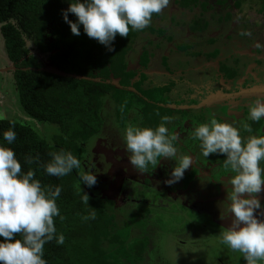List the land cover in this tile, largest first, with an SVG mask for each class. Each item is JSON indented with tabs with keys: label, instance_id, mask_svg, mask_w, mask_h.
Returning a JSON list of instances; mask_svg holds the SVG:
<instances>
[{
	"label": "trees",
	"instance_id": "trees-1",
	"mask_svg": "<svg viewBox=\"0 0 264 264\" xmlns=\"http://www.w3.org/2000/svg\"><path fill=\"white\" fill-rule=\"evenodd\" d=\"M243 1L246 0H177V5L193 12L188 27L194 31L198 27H205V18L219 10H227L228 15L233 14ZM256 1L258 5L255 12L264 16V0L261 3ZM67 7L68 0H0V33L5 53L16 67L9 72L13 76L23 115L21 118L0 120V144L13 150L21 171H33L34 179L39 181L42 188L59 186L61 189L55 200L59 215L53 217V222L56 232L63 235L64 242L58 245L54 238L44 244L43 259L46 264H113L105 256L102 244L105 241L121 243V239L119 234L113 232L117 223L114 215L105 208L108 203L79 187L80 167L58 177L46 174L43 165L50 161L51 153L62 150L71 152L81 160L86 152L84 143L100 132V112L108 94L114 100L115 113L120 120L121 117L124 120L133 98L140 100L143 103L141 127L155 128L163 122L161 117H168V112H172L170 108L145 101L131 91L104 82L113 75L120 77L123 85L131 84L136 71L130 68L127 54L144 31L149 29L156 33L151 19L160 16V13L153 14L145 28H130L127 37L117 34L109 50L87 37L82 27L80 35L71 33L62 18V10ZM68 18L75 20L71 13ZM164 34L165 31L160 29L155 35L160 37ZM164 37L172 39L170 34ZM28 40L36 53L31 52ZM150 43L153 44L154 40ZM37 53L45 55L48 61L64 71L99 77L102 81L65 77L40 70L44 62ZM153 54L152 48L144 53L148 57ZM147 65L145 62V68ZM145 82L147 84L143 89ZM132 86L148 99L168 103L166 96L154 95L147 75L141 74ZM34 120L54 129L50 139L41 133ZM10 127L16 135L9 145L3 140L2 132ZM154 165L149 164L146 169ZM90 213H95L94 218L85 219ZM15 238H20V234H16ZM136 247V253L142 256L143 243L139 242Z\"/></svg>",
	"mask_w": 264,
	"mask_h": 264
},
{
	"label": "clouds",
	"instance_id": "clouds-1",
	"mask_svg": "<svg viewBox=\"0 0 264 264\" xmlns=\"http://www.w3.org/2000/svg\"><path fill=\"white\" fill-rule=\"evenodd\" d=\"M169 0H68L62 10V18L73 35L84 34L111 50V42L118 34L127 37L129 29L145 28L153 14L160 13ZM71 13L75 20H70ZM264 117V100L257 99L248 106V120L253 122ZM0 110V120L6 119ZM155 128L129 124L122 132V143L128 153L129 163L140 171L147 165L157 164V158L175 160L166 184L178 182L184 171L193 164L189 155H179L167 134L165 122ZM249 135L242 140L240 130ZM10 127L2 132L7 144L15 140ZM193 137L199 141L200 155L221 153L224 166L231 172L227 177L226 197L219 204L220 216H230L231 223L219 234L220 243L242 254L245 264L264 261V219H258L262 208L257 194L264 184V135L253 134L250 125L242 122L239 128L229 122L210 118L193 129ZM44 172L52 176H64L80 161L71 152L51 153ZM79 181L88 187L96 183L94 173H81ZM60 187L42 188L34 179V173L21 171V165L10 147L0 144V264H46L43 246L52 241L63 244L64 237L56 232L53 217L59 215L55 200ZM86 197L87 194H85ZM88 199L85 200L87 203ZM223 212V215H221ZM90 213L88 218H94ZM20 234V238H15Z\"/></svg>",
	"mask_w": 264,
	"mask_h": 264
},
{
	"label": "flooded vegetation",
	"instance_id": "flooded-vegetation-1",
	"mask_svg": "<svg viewBox=\"0 0 264 264\" xmlns=\"http://www.w3.org/2000/svg\"><path fill=\"white\" fill-rule=\"evenodd\" d=\"M259 1L261 3L262 0ZM169 3V6L161 10L160 16L151 19L154 31L158 33L160 29H163L165 34L157 37L156 33L151 32L149 29L144 31L141 34L142 37L135 40L133 48L127 54L126 60L130 62V68L133 67L136 71L131 84L123 85L120 83L121 78L113 75H110L109 79H118L123 88L115 87L128 90L129 87H134L132 86L133 81H136L141 74L147 75L150 79L151 88L154 89V95L166 96L165 99L168 103L148 99L135 87L138 92H131L145 101L167 108H170L167 106L170 103L180 104L173 97L181 98L179 97L181 96L179 92L181 89L177 85L183 83V80L196 83L187 85L191 89L189 92L191 97H186L187 101L182 104L195 105L197 102L200 103L209 96H213L215 100L205 106L184 109L170 108L172 112H168L169 120L166 123V128L172 130V143L176 147L177 153L179 155H189L191 158L195 157V163L198 166L205 164L204 169L208 173L207 176L198 174L194 168L189 167L184 171L183 177L178 182L172 183V185H177L176 188L172 187V194L176 192L184 194L183 200L184 203H187L189 209H196V207L202 205L199 210L206 209L209 217L213 219V223L226 228L230 225L231 218L227 216L222 219L219 209L220 202L226 197L225 182L229 176L224 172L221 174L225 157L221 153H210L208 157L201 156L198 147L199 142L193 141L196 140L193 137V129L194 126L207 123L210 118H215L219 122L232 123L238 128L242 122H247L253 134L264 135V117L255 122L248 120L249 104L257 99L264 100V16H259L254 10L258 5V1L246 0L235 8L233 14L228 15L227 10H219L205 18V27H198L191 31L188 27V20L190 21L193 18L190 15L193 12L187 7L178 6L177 0H169ZM168 34L172 35L171 40L165 39V37L162 38ZM151 40H154L153 44L150 43ZM150 48H152L154 54L148 57L144 53H148ZM38 56L42 58L43 55L38 54ZM46 60L43 59L44 64ZM145 62L148 63L147 68L144 66ZM146 84L147 82L142 85L143 89ZM171 94L172 102L169 96ZM110 99L114 102L110 96H107L105 100L109 101ZM132 101V106L128 112L131 115V110L136 108L135 101L140 104L136 109L139 114L140 126L143 121L141 113L143 103L137 98H133ZM257 125H260L259 128H255ZM100 132L94 135V140L98 141L105 138L103 133L99 135ZM240 135L243 140L249 133L241 129ZM106 145L103 144L104 150H100L102 147L99 143L98 148L93 150L97 153L95 160L101 166L112 167L106 169L113 170V172L115 170L116 175H119V172H116L118 170L126 171V165H123L122 162L120 164V156L123 152L119 150L120 147L107 143ZM123 148L125 149V147ZM114 154L117 160L112 162V157L109 155L114 156ZM160 159L157 164L145 169V171L133 168L135 173H140L141 178L139 181L134 175L130 179L115 176L113 181L117 182L118 180L117 184L121 182L117 201L108 196L113 184L104 182L103 177L100 179L102 191H99L103 196L94 193L93 195L104 199L110 205L119 204L121 200L126 203L127 192L129 190L130 193L133 191L132 188H126L128 184H126V181L129 180H136L139 183L144 182L146 185L151 184L152 186L157 181L155 183L157 187L164 189L166 185L164 173L169 172V167H173L175 160L172 159L171 164L164 157ZM163 164L167 166L163 167ZM220 164L223 166L218 169ZM214 174H219V177H222L223 180L216 181L213 177ZM201 180L207 182L203 185L204 189L202 191L200 186L197 187V183ZM192 186H195L196 189L190 190ZM193 191H195V195H193ZM217 191H224V194ZM176 197H172V199L177 200L178 197ZM257 198L260 200L262 208L256 210L254 214L260 213L257 218L264 219V184H262V191L257 194ZM221 215H223V212H221Z\"/></svg>",
	"mask_w": 264,
	"mask_h": 264
},
{
	"label": "rangeland",
	"instance_id": "rangeland-1",
	"mask_svg": "<svg viewBox=\"0 0 264 264\" xmlns=\"http://www.w3.org/2000/svg\"><path fill=\"white\" fill-rule=\"evenodd\" d=\"M27 44L31 52H36L31 41L28 40ZM42 58L46 60L45 55H43ZM12 64L13 63L9 61L5 53L4 42L0 33V96L4 95V102H0V110L5 112L7 118H21L23 115L20 110L18 93L13 76L10 72L6 73L5 70L2 71L3 68L11 66ZM182 82L185 83V85H183V83L177 85V87L180 86L179 89H181L179 91L181 94L179 97L181 98L176 96L173 97V99L178 100L180 104H171L177 106H198L205 102L200 101V103L197 102L198 104L196 103L195 105L182 104L187 101L186 97H191L189 93L191 89L187 85L196 83L188 80H183ZM108 96H110V94H108ZM169 96L172 102V94ZM135 106L136 108L131 110V115H129L128 112L124 120L122 117L120 120V118L116 116L114 102H112L111 99L109 101L104 100L100 112L102 116L100 131L102 130V132H100L99 135L103 133L105 138L84 143L86 153H84L80 160L79 170V174L85 172L94 173L96 183L88 187L83 182L79 181V187L87 189L92 194L94 193L101 196L102 194L100 192L102 189L100 179L103 177L104 182L113 184V188L109 195L108 193H106V195L117 201L121 182L117 184L118 180L117 182L113 181L115 176H120L122 179L124 177L130 179L136 176L137 180H140V173H135V171H133L134 167L129 163L128 153L123 148L124 145L121 139L123 129L127 125L132 124L139 126V114L136 109L140 104L135 101ZM34 123L41 133L50 139V135L54 129L51 128V126L48 128L49 125L39 124L35 122V120ZM195 127L196 126H194V128ZM167 132L172 142V130L167 129ZM193 141L199 142L197 140ZM99 143L102 147L100 150H104L103 144L106 145V143L120 147L119 150L121 152L123 151L121 153L122 156H120V164L122 162L123 165H126L127 170L123 172L118 170L116 172H119V175H116L115 170L113 172V170L106 169L112 167L101 166V164L95 160L97 153L93 151L95 148H98L97 146ZM109 156L112 157V162L117 160L115 154L114 156ZM166 159V161L172 164L171 158ZM160 164L162 163L160 162ZM166 164H163V167L167 166ZM173 164L175 165V161ZM221 166L223 165L220 164L218 169H220ZM169 168V172L164 173L165 179H168L172 166ZM221 169L223 170L221 174L224 172L225 174L231 175V172L225 169L224 166ZM213 177L216 181L223 180L222 177H219V174H214ZM138 181H126V184L128 183L126 188L133 189L131 193L130 190L127 192L126 203L121 200L119 204H107L105 207L114 215L117 226L113 229V232L119 234L121 239V243H110L105 241L102 244L105 250V256L112 261L113 264H245L241 253L233 251L226 245L220 243L219 234L226 230L225 227L213 223V219L209 217V213L206 209L203 208L199 210L202 205L196 207V209H189L187 203H184V194H178V192L172 194V187L176 188V184H166L164 189H160L157 187V184H155L157 181L154 182L153 186L151 184L146 185L144 182L139 183ZM217 192L224 194V191ZM193 195H195V191H193ZM176 196L178 199L175 200L174 198L173 200L172 197ZM139 242H142L144 247V254L142 256L136 253V246ZM257 264H264V261H257Z\"/></svg>",
	"mask_w": 264,
	"mask_h": 264
},
{
	"label": "water",
	"instance_id": "water-1",
	"mask_svg": "<svg viewBox=\"0 0 264 264\" xmlns=\"http://www.w3.org/2000/svg\"><path fill=\"white\" fill-rule=\"evenodd\" d=\"M9 69L14 70V69H16V67L14 64H12L11 66L3 68L2 71L5 70L7 72ZM39 69L53 73V74H56V75L65 76V77L87 79V80H93L96 82L102 81L100 78H97V77H90V76H85V75H81V74H76V73L64 71V70L60 69L58 66L54 65L51 61H46L44 64V67H41ZM104 82L108 83V84H112L118 88H123V86L119 83V80L116 78L108 79ZM128 90L133 91V92H138L134 87H129ZM212 100H213V98L206 100L205 102L199 104V106L204 105L207 102H210ZM167 106L170 108H189L190 107V106H177V105H173V104H168ZM191 107H197V106H191Z\"/></svg>",
	"mask_w": 264,
	"mask_h": 264
},
{
	"label": "crops",
	"instance_id": "crops-1",
	"mask_svg": "<svg viewBox=\"0 0 264 264\" xmlns=\"http://www.w3.org/2000/svg\"><path fill=\"white\" fill-rule=\"evenodd\" d=\"M211 98H213V96H210L209 98H207L206 100H209V99H211ZM205 100V101H206ZM215 99H213L212 101H214ZM212 101H210V102H212ZM208 104H209V102H207ZM206 103V104H207ZM206 104H204V105H201V106H197V107H202V106H205ZM191 107V106H190ZM181 109H184V108H181ZM95 139V136H92L88 141H93ZM87 141V142H88ZM105 145V144H104ZM107 146V145H106ZM108 147V146H107ZM114 151V150H113ZM192 160H193V164L192 165H190L189 167L190 168H194V170H196L197 171V173L198 174H205L206 176L208 175V173L206 172V170L204 169V167H205V164H201L200 166H198L195 162H196V159H195V157H192ZM189 167L187 168V169H189ZM205 183H207L206 181H203V180H201L200 182H198L197 183V187L198 186H200V190L202 191L203 189H204V187H203V185H205ZM194 189H196L195 188V186H192L191 188H190V190H194Z\"/></svg>",
	"mask_w": 264,
	"mask_h": 264
},
{
	"label": "built area",
	"instance_id": "built-area-1",
	"mask_svg": "<svg viewBox=\"0 0 264 264\" xmlns=\"http://www.w3.org/2000/svg\"><path fill=\"white\" fill-rule=\"evenodd\" d=\"M0 102H1V103L4 102V95L0 96Z\"/></svg>",
	"mask_w": 264,
	"mask_h": 264
},
{
	"label": "bare ground",
	"instance_id": "bare-ground-1",
	"mask_svg": "<svg viewBox=\"0 0 264 264\" xmlns=\"http://www.w3.org/2000/svg\"><path fill=\"white\" fill-rule=\"evenodd\" d=\"M110 150V149H109Z\"/></svg>",
	"mask_w": 264,
	"mask_h": 264
}]
</instances>
